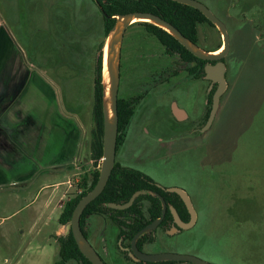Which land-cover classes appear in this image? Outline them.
I'll return each mask as SVG.
<instances>
[{
	"label": "rangeland",
	"instance_id": "1",
	"mask_svg": "<svg viewBox=\"0 0 264 264\" xmlns=\"http://www.w3.org/2000/svg\"><path fill=\"white\" fill-rule=\"evenodd\" d=\"M199 1L226 24L230 35L224 59L228 87L212 125L195 135L169 127L171 122L179 125L170 113L171 101L192 122L204 111L210 90L203 79L171 78L169 92L161 87L150 92L145 118L138 108L117 161L142 163L137 168L160 184L184 189L198 215L192 228L165 236L147 252L190 254L213 264H264V0ZM0 18L27 63L42 66L43 80L50 84L53 95L47 99L44 93L41 105L50 103L52 126L57 122L51 160L72 163L43 170L39 184L65 183L56 193L46 189L35 199L37 184L23 194L0 190V264H53L59 258L58 237L67 231L56 234L62 207L80 189L81 176L101 167L91 157V133L96 58L107 40L104 19L92 0H0ZM145 27L136 22L124 35L120 95L135 73L134 51L141 52L139 69L155 71L163 62L172 69L179 61ZM198 31V44L206 49L223 43L220 31L208 23ZM205 119L204 112L201 125ZM115 231L113 224L103 226L111 239ZM100 253L111 264V254Z\"/></svg>",
	"mask_w": 264,
	"mask_h": 264
},
{
	"label": "flooded vegetation",
	"instance_id": "2",
	"mask_svg": "<svg viewBox=\"0 0 264 264\" xmlns=\"http://www.w3.org/2000/svg\"><path fill=\"white\" fill-rule=\"evenodd\" d=\"M148 34H149V32H148ZM152 35L155 36L154 34H152ZM161 45L165 48V46L162 43H161ZM165 50H166V48H165ZM219 51H221V50H219ZM122 53H123V44H122V51H121L120 83L122 81V67H121L122 66V58H123ZM140 53L141 52L134 51V53H133L134 56L131 58L132 59L131 60V68L133 67V71L135 73L132 76H130V78L128 79L129 85H128L127 90L129 89L130 93H129V91H128V93H126L127 90H125V91H123V95H120V85H119L118 96L121 97V99L125 100V114L130 118V120L128 122H125V126L123 128V130L125 129V134H124L125 139H124V141H122L119 144V146H117L116 162H118V163H115V165L118 164V170H119L118 173H119L120 177L123 179L122 190L123 189L128 190L132 187V185L129 184L127 179L132 180L133 181L132 183H139V184H146L147 185V186L137 190V191H145L136 197V199H137L139 196L145 195L143 202H141L139 205V209L142 212L141 211H140V213L134 212V213H131L130 216L128 214H125V213L122 214V213L112 212V211H109L108 213H97V212H91L90 213L89 212L86 215L83 226H81L85 236L87 237V239L89 240L91 245L94 247V249L97 251V253L100 255V257L103 259L105 264H108V263L104 260L103 256L101 255L100 249L103 253L111 254V257H110L111 264H155V263H158V262L145 261V260L139 258L137 255H135L132 252V240H133V238L131 240L128 239V233H129V228L130 229L136 228L138 226V224L144 220V215L148 214L149 211L158 212L159 210H161V214L157 218L161 217L162 212H163V207H164L163 199H164L166 206H167L165 216L162 219V221L157 225V227L155 229H153L152 231L147 232V233H145L139 237L136 244H137V248L141 252L149 253L146 251V248L148 246L162 240L165 236L175 237L176 235L180 234L184 230V228H182L177 223L176 218L172 212V207H174L176 209L180 220L187 222L191 218V215H190L189 219L185 220L186 214L182 208V201L185 205H186V203L184 202L181 195L176 191L169 190L171 187H178V186H175V185L174 186L173 185L165 186V185L160 184L153 177H151L150 175L144 173L142 170L137 168L136 165L137 164L140 165L142 163L132 164V163H123V161L122 162L117 161L118 153L121 151V148L124 147V145H125V142L127 140L128 133H129L130 124H131L132 119H133L135 113L137 112L138 108H140L139 110L142 111V114L144 113V118H145V116L147 115V112H148L147 110L149 108L146 106V101L150 95V92L153 90H158V87H161L163 91L169 92L171 90V87H170L171 78L176 77V78H181L183 80L184 78L187 77V78L196 79L199 81L203 79L206 82H208V88L210 87V90L207 93L208 96L212 92L214 95L215 91L217 90V86H218V84L216 82H213L212 80L206 78V73H205L204 78H202L198 74V73H200V69L196 65V62H194V61L190 62V63L185 62L182 60V58H180V56H178V54H175V57L177 59L179 58L178 59L179 61H176L174 63L175 66L172 67V69L170 68V65L167 67L164 62L161 65H157L156 66L157 69L155 71H153L152 69H148V68L139 69V68H142V66L139 62ZM208 63H211V62L209 61ZM208 63H206V65ZM128 64L129 63L126 64V67H128ZM206 65H205V67H206ZM179 68H180V70H178ZM179 83H181V80L179 81V79H178L175 86H178ZM167 84H168V87L165 90L164 87H166ZM208 96H207L206 105L203 108L204 111H202L201 116L197 117L195 119H192L193 120L192 122L190 121L191 118L189 117L187 111L185 109H181L175 100L171 101V103L168 104L169 110H170V113H172L174 120L177 122L176 124H179V125L175 126L174 123L171 122V125L169 127H171V129H173V130L178 129V127H179V130L177 132H182V133H187V134L189 133V134L195 135L196 133H201L203 126L206 124V122L208 120L207 119L206 122L203 125H201L202 116H203L204 112H205V116H206V112H207V110L205 111V108L208 109V106H209ZM172 104H173V107L171 106ZM212 105H213V96H212ZM212 105H211V110H212ZM174 106L177 109L181 110L182 114H180V116L175 113ZM132 111H133V114H132V116H130ZM181 125H183V126H181ZM137 191H135V192H137ZM119 194H123V192H120ZM136 199H135V201H136ZM176 205L179 208H177ZM130 207L125 208V209H115V208H112V209L127 210ZM168 212L171 213V218H169L167 220L168 222L165 224L164 220H165ZM157 218H155V219H157ZM155 219L151 220L149 223H147V225L150 224L151 222H153ZM80 223H81V219H80ZM126 223H128V224H126ZM107 224L108 225L113 224L116 228V231L113 232V234H112V239H111V234L106 236V233L103 232V226L107 225ZM150 233H152L156 238L153 239L152 237H150L149 236ZM145 235H147V236L144 237ZM113 240H115V242H116V244H114V245L112 244ZM109 243L112 244V250H113L112 252H109V250H108L107 245ZM159 262H166V261H159Z\"/></svg>",
	"mask_w": 264,
	"mask_h": 264
},
{
	"label": "water",
	"instance_id": "3",
	"mask_svg": "<svg viewBox=\"0 0 264 264\" xmlns=\"http://www.w3.org/2000/svg\"><path fill=\"white\" fill-rule=\"evenodd\" d=\"M182 4L192 6L201 11L220 31L223 39L222 46L218 50H206L199 44L192 41L185 36L176 26L169 21L163 19L159 15L152 12L134 11L125 14L116 15V21L113 27L107 34V40L103 53V156L101 159L100 174L96 185L86 195H84L77 203L71 220L64 224V230L66 234L70 229L76 240V243L80 251L88 258L93 264H105L103 259L91 245L87 237L85 236L81 228V215L85 208L93 200H95L105 189L112 170L116 162V150L119 131V116H118V93L120 85V65H121V51L124 40V35L127 28L139 21L151 22L160 28L170 33L176 38L183 46H185L192 54L208 61H216V63H208L205 67L206 78L216 82L218 84L217 90L213 95L212 110L206 124L203 126L202 131L210 128L215 116L218 112L220 100L227 88V77L225 64V57L230 51V35L226 24L204 3L199 0H174ZM221 50V51H219ZM175 113L180 116L181 110L174 106ZM169 190L178 192L183 198L186 206L190 212L191 218L189 221L184 222L180 220L178 213L174 207H172L173 215L176 218L177 223L184 229L192 228L197 221V212L193 206L191 198L187 191L180 187H171ZM145 191L135 192L130 200L126 203H107L108 207L115 209H125L130 207L136 197ZM163 199V198H162ZM163 212L162 216L155 219L153 222L138 231L132 240V252L139 258L149 262L159 261H189L194 264H213L202 258H199L190 254L181 253H144L137 248V240L143 234L152 231L162 221L166 213V203L163 199ZM175 230V229H174Z\"/></svg>",
	"mask_w": 264,
	"mask_h": 264
},
{
	"label": "trees",
	"instance_id": "4",
	"mask_svg": "<svg viewBox=\"0 0 264 264\" xmlns=\"http://www.w3.org/2000/svg\"><path fill=\"white\" fill-rule=\"evenodd\" d=\"M95 4H97L100 12L103 15L104 19V28L106 35L113 27L116 21V15L125 14L134 11H143V12H152L163 19L169 21L174 26H176L185 36L190 38L192 41L198 44L199 39V31L198 27L202 23H208L213 27H216L201 11L198 9L179 3L174 0H92ZM138 23L144 24L146 30L154 34L159 41L165 46L166 52L170 55L178 54L180 58H182L185 62H196V65L200 69V73H198L202 78L205 77V65L208 63V60H204L196 57L192 54L185 46H183L176 38H174L170 33L160 28L159 26L147 22V21H139ZM105 42L100 45L99 54L96 58V76L94 78V107H93V120L94 127L91 133V157L96 164L101 163V159L103 156V132H104V123H103V48ZM222 46V42H219L217 45H213L210 49L206 50H218ZM225 61V60H224ZM211 63H216V61H211ZM193 74V73H192ZM212 96L213 92L209 94V106L208 111L206 113V119H208L211 112L212 105ZM133 111L130 116H132ZM118 116H119V132H118V140L117 146L124 141L125 122H128L130 118L125 114V100L121 99L118 96ZM206 122V121H205ZM118 163V162H115ZM118 164H116L112 170L108 183L103 190V192L93 200L88 206L85 208L82 216H81V226H83L86 215L90 212L97 213H108L109 211L118 212L122 214H128L130 216L131 213L139 212V205L143 202L145 195L139 196L134 204L127 210H115L107 206V203H126L129 201L131 196L135 191L141 189L146 184L132 183L133 181L127 179L129 184L132 187L128 190H122V181L123 179L120 177L118 173ZM100 170L96 169L91 173H84L81 176V179L78 183V187L82 188V192H76L73 196H71L63 205L62 212L59 217V223L64 225L71 220L73 211L80 201V199L86 195L93 187L96 185L99 178ZM139 184V185H138ZM150 186V185H149ZM123 192V194H119ZM177 208H179L176 205ZM182 208L186 214L185 220H188L190 217V213L186 207V205L182 201ZM142 212V211H141ZM161 210L158 212L149 211L148 214L144 215V220L138 224L136 228L130 229L128 233V239H132L133 236L144 226L147 225L151 220L160 216ZM171 218V213L168 212L164 223L166 224L168 219ZM124 221V220H123ZM128 224V223H126ZM145 235L144 237H146ZM59 243V258L53 264H69L71 260H75L78 264H93L88 258L84 256V254L80 251L76 240L72 234L71 229L64 235L58 237ZM175 261H166V262H158L155 264H175Z\"/></svg>",
	"mask_w": 264,
	"mask_h": 264
},
{
	"label": "crops",
	"instance_id": "5",
	"mask_svg": "<svg viewBox=\"0 0 264 264\" xmlns=\"http://www.w3.org/2000/svg\"><path fill=\"white\" fill-rule=\"evenodd\" d=\"M29 61L0 18V190L23 194L32 192L37 184L36 199L42 191L51 189L56 193L65 184H39L43 170H55L60 165L67 168L72 163L51 160V138L57 122L52 126L50 103L44 108L41 103L44 93L47 99L53 94L48 91L50 84L43 80L42 66ZM54 114L59 115L58 109ZM50 205L51 201L47 206ZM61 227L56 234L64 230V225Z\"/></svg>",
	"mask_w": 264,
	"mask_h": 264
},
{
	"label": "built area",
	"instance_id": "6",
	"mask_svg": "<svg viewBox=\"0 0 264 264\" xmlns=\"http://www.w3.org/2000/svg\"><path fill=\"white\" fill-rule=\"evenodd\" d=\"M77 192H78V193H81V192H82V188H80Z\"/></svg>",
	"mask_w": 264,
	"mask_h": 264
}]
</instances>
